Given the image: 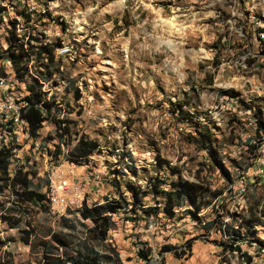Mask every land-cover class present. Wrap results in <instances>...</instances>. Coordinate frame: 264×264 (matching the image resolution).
<instances>
[{
    "label": "rangeland",
    "instance_id": "374dc122",
    "mask_svg": "<svg viewBox=\"0 0 264 264\" xmlns=\"http://www.w3.org/2000/svg\"><path fill=\"white\" fill-rule=\"evenodd\" d=\"M0 10V48L11 20L28 16L31 36L75 51L55 49L52 64L44 57L29 69L23 57L7 80L19 98L51 103L36 137L9 135L0 120V147L14 148L10 169L35 172L34 188L47 197L27 218L40 237L62 233L70 249H84L86 229L70 226L96 221L68 212L108 199L122 208L106 241L89 247L114 249L123 264H264V0H3ZM81 139L97 144L87 159L70 155ZM60 181L81 190V207L63 210L64 194L51 205ZM183 181L203 193L169 215L155 190ZM8 198L0 192V204ZM26 224L0 221L2 262L43 264L40 241L21 239Z\"/></svg>",
    "mask_w": 264,
    "mask_h": 264
},
{
    "label": "trees",
    "instance_id": "16d2710c",
    "mask_svg": "<svg viewBox=\"0 0 264 264\" xmlns=\"http://www.w3.org/2000/svg\"><path fill=\"white\" fill-rule=\"evenodd\" d=\"M33 44L27 43L26 48L21 43H16L13 39L12 32L8 38L9 46L7 52L12 57V63L15 67H19L23 57L27 59H34L35 63H38L42 58L49 60V64L54 61V51L56 47H51L47 44H42L40 39L31 36ZM36 45V46H35ZM59 45V44H58ZM57 45V46H58ZM18 52V54L16 53ZM49 65H39L41 68H46ZM35 67V66H34ZM19 69V68H17ZM51 76L50 74H47ZM38 94V93H37ZM225 95L233 96L234 92H224ZM76 97H80L78 90H76ZM27 105L23 110L22 117L27 123L28 131L31 137H36L38 131L43 127V122L46 121L45 110L51 107V103H41L39 95H30L25 98ZM56 127L59 128L62 133H67V125L61 121L55 122ZM258 128V127H257ZM12 132V130H10ZM97 148L95 141L79 140L70 152V155L75 159H87ZM12 141L9 144H4L0 147V192L8 190L12 198H8L3 204H0V221L5 223L10 228H18V225L22 221H25L26 229L21 232V239L25 244H33L36 246V242L40 241L39 247L43 249V264H123L118 253L114 249H110L112 252L99 253L93 247H89L90 242L104 243L106 241L107 233L113 226L111 215L118 212L121 209V205L115 201L104 200L103 204H94L89 207L83 204L81 209L77 211L68 212L69 214L82 212L87 218L95 220L96 223L92 227H87L83 222H77L76 226H70L75 230L78 226L86 229L84 232V239L82 245L84 249L77 248L76 250L70 249L71 242L67 236L62 233L50 232L45 237L35 231L30 221L27 218L31 215V208L33 205H44L47 197L45 194L40 193L34 188L33 178L36 173L25 169L23 165L10 169L12 161L14 160ZM49 156H53L54 152H49ZM57 155L61 153L60 146L56 147ZM159 182L154 186H158L163 183L164 179L160 178ZM170 190H155L161 192L165 196V211L169 215H173L172 210L174 207L181 206V202L187 199L189 202L194 203L197 197L203 192L201 185L188 181L183 182H171L169 184ZM161 189V188H160ZM144 196V194H141ZM5 203H9L6 206ZM198 210V208H196ZM251 221V220H250ZM190 245L186 246V250H190ZM61 250L60 253L58 251ZM165 252H172L175 257H183L185 251L176 252L171 246H164ZM237 252H240L238 247H235ZM57 253V254H55ZM137 255L147 260V254L142 250H138ZM246 262L250 263V256L242 254ZM0 264H12L10 262H2Z\"/></svg>",
    "mask_w": 264,
    "mask_h": 264
},
{
    "label": "built area",
    "instance_id": "2783aa9c",
    "mask_svg": "<svg viewBox=\"0 0 264 264\" xmlns=\"http://www.w3.org/2000/svg\"><path fill=\"white\" fill-rule=\"evenodd\" d=\"M0 3L2 5L3 0H0ZM25 13L26 15L32 16V13H29L28 11ZM30 23L31 20H29L28 16H26L24 19L15 16V18L11 20V25L9 28V32H12L15 42L23 44L24 48H26L28 42L32 43L31 35L29 32ZM8 46L9 42L6 39L5 47L0 48V68L2 69V71H4V77H0V120L3 126L8 127V133L9 135H11V133H15L16 129H20L21 132L28 131V126L22 117L23 110L25 109L27 102L25 98H19L17 94L13 93L9 88L7 82V80H11V78L16 77L12 62L7 56H2V54H4V51H7ZM56 49L57 55L60 57H71L75 53L73 45L70 42H68V44H65L64 46H62L61 44ZM34 64L35 60L33 58L30 60L27 59V62L25 63L26 68L28 67V69L33 67L32 65ZM10 130H12V132ZM49 190L50 196L48 197V199L50 200L51 205H53L54 203H59L58 198L62 194H64V199H62V202L60 204L63 210L79 208L83 203L81 190L74 185L68 184L67 181H60L59 184L55 186L52 184ZM244 192L245 189L241 188L239 190L238 196L242 197L244 195Z\"/></svg>",
    "mask_w": 264,
    "mask_h": 264
},
{
    "label": "bare ground",
    "instance_id": "6f19581e",
    "mask_svg": "<svg viewBox=\"0 0 264 264\" xmlns=\"http://www.w3.org/2000/svg\"><path fill=\"white\" fill-rule=\"evenodd\" d=\"M169 24H170V26H174V24H173V22H172V21H171Z\"/></svg>",
    "mask_w": 264,
    "mask_h": 264
}]
</instances>
